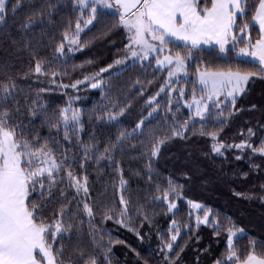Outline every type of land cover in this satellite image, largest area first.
<instances>
[{"label":"snow or ice","instance_id":"obj_1","mask_svg":"<svg viewBox=\"0 0 264 264\" xmlns=\"http://www.w3.org/2000/svg\"><path fill=\"white\" fill-rule=\"evenodd\" d=\"M70 2L78 15L67 19L61 16L59 20L64 0H45L40 7L29 4L26 17L19 21L21 34L11 39L17 52L27 53L26 70L13 73L7 60L0 62V264H112L113 246L123 241L114 240L112 232L103 227L109 221L135 232L143 241L144 235L132 225L129 213L134 210L137 217H142L141 226L143 222L150 224L152 217L143 204L134 207L131 200L130 181L117 160L128 149L138 151L144 161V169L135 175L147 184V196L153 204L164 205L173 217L181 200L189 207L187 224L173 218L167 233L157 232L163 264H181L182 228L189 235L202 225L210 226L217 238L224 233L225 251L212 264H264V240L249 238L246 247L238 248L237 241L248 235L243 227L227 215L225 225L213 208L187 199L184 185L172 177L158 183L153 167L167 142L187 140L189 133L197 135L193 132L197 123L198 135L213 141L211 151L215 156L226 159V153L233 150L240 153L235 156L237 161L246 155L249 161L256 157L264 161V122L247 127L246 134L241 129L239 142L233 139L228 143L222 138L229 122L245 111L237 102L246 95L249 82L264 80V0ZM24 7L21 0H16L11 14L15 16ZM8 16V0H0V24L6 26ZM97 25L103 36L113 31L124 34L123 54L105 67L64 84L62 76L66 73L53 68V63H67L69 53L89 47L92 40L81 36ZM37 26H41V36L51 31L50 45L30 34ZM48 46L54 54L51 60L41 54V48ZM206 51L214 53L216 59H227L235 53L239 63L227 68L212 66L202 55ZM92 63L87 60L80 67L83 70ZM242 64L252 67L244 68ZM137 66L141 74L152 69L153 78L142 80L136 76L130 84L125 81L127 94L118 90L119 94L113 96V85L106 81L119 79ZM190 70L193 75H189ZM162 72H167L163 83L144 101L151 109L147 117H141L130 131L122 129L115 135L109 132L101 140L103 129L121 123L120 117L132 110L134 97L144 98L156 79L155 73ZM49 74L50 83L58 89L79 93L83 85L85 89L99 90L101 100L88 115L91 125L99 122V129L87 132L85 109L75 106L80 95L69 97L64 107L50 111V105L41 102V93L52 89L39 88L33 94L30 86L29 90L22 86V81L33 75L39 79ZM161 94L166 97L164 119L169 123L163 131L146 132L145 121L158 115L161 108ZM182 109L187 115L177 118ZM255 109L252 104L251 110ZM208 125H213V130L205 131ZM137 136L142 139L137 140ZM137 144L142 150L137 149ZM93 165L98 172L101 165L115 168L119 176L118 187L113 185L119 193L116 204L105 202L100 194L93 195L88 172ZM250 167L259 171L264 164L253 162ZM242 175L247 178L248 173ZM186 178L190 180L191 176L186 174ZM234 194L251 198L242 192ZM196 239H200L199 234Z\"/></svg>","mask_w":264,"mask_h":264},{"label":"trees","instance_id":"obj_2","mask_svg":"<svg viewBox=\"0 0 264 264\" xmlns=\"http://www.w3.org/2000/svg\"><path fill=\"white\" fill-rule=\"evenodd\" d=\"M25 7L18 11L15 16L11 14V7L16 3V0H8L9 16L8 24H0V62L7 60L12 65L13 73H21L26 70L28 65V57L26 52H17L11 45V39L16 38L21 34L19 29V21L26 17L28 12V5L32 4L40 7L45 3V0H21ZM78 15V12L73 10L70 0H64L60 17L73 18ZM39 18H37L38 20ZM41 26H37L31 30V35L36 40H41L44 45H50L49 36L52 34L50 30L48 35L41 36ZM101 26L97 25L91 31L85 30L81 39L92 40V44L80 52L68 54L69 59L67 63L62 61H55L53 68L61 73H66L62 76L64 84H70L76 79L82 78L83 75L95 72L99 67H105L111 63L117 55H122V46L126 42V37L120 31H113L107 36L101 35ZM60 28H57L55 35L59 36ZM255 35V32L253 33ZM120 50V51H118ZM41 54L47 59L51 60L53 51L50 46L41 48ZM212 66H235L239 63L235 59V53H230L227 59H216L215 54H209L207 51L202 54ZM19 57V58H17ZM87 60L93 61L91 65H85L83 70L80 65ZM244 68H251V64H242ZM190 75L193 72L190 70ZM153 70L148 69L145 74L139 72V66L136 69H129L119 79L106 81L113 85V96L122 91L127 94L128 87L125 81L130 84L136 76H140L142 80H151L153 78ZM155 81L145 91L144 98L135 96L132 100V110L120 117L121 123L115 126H107L103 129L100 136L103 140L110 132L115 135L119 130H131L134 124L137 123L141 117H147L148 109L144 103L148 95H154L158 87L163 83L166 77V72L155 73ZM22 86L26 90H30L35 94L39 88H50L51 91L41 93V102L50 105V111H56L64 107L69 97L80 95L81 99L76 103L77 108L85 109V122L87 132L93 129H99L100 124L97 122L91 125L88 121V115L93 108L100 102L101 96L98 89H85L82 85L79 93L72 89H58L55 85L50 83V74L48 77L41 76L39 79L35 75L22 81ZM119 90V91H118ZM67 93V94H65ZM161 102V108L158 115L148 118L146 123L147 132L150 129H159L163 131L169 121L164 119V105L166 97L161 95L158 97ZM238 106L245 109L243 115H237L222 133V138L228 143H232L233 139L239 142V133L241 129L245 131L247 127H256L258 122H264V80L259 78L249 82L247 93L240 100ZM255 104L256 109L251 110V105ZM187 112L182 109L177 114L186 116ZM150 121V123H149ZM213 125H208L205 131L213 130ZM200 124L197 123L193 128V132L197 135L189 133V139L180 140L174 139L167 142L161 149V154L153 165L158 173L157 182L166 183L168 177H172L176 182L184 185V196L187 199H194L200 201L215 210V214L219 215L220 220L225 225L227 221L225 216H230L232 220L239 226L245 229L248 234L237 241V247L243 249L248 244L249 238L257 240H264V167L259 171L252 170L251 163L264 164L261 158L256 157L253 161H249L247 155L244 159L237 161L236 155L240 153L230 150L226 153V159L217 157L211 151L213 141L207 136L198 135ZM84 139L87 141L88 136ZM142 139L137 136V140ZM136 143V141H132ZM137 149L140 145L137 144ZM117 160L121 161V166L125 171V178L130 181L129 192L134 207L140 204L144 205V210L152 217V222H143L141 226L142 217H137L133 210L129 214L132 216V225L137 228L141 234L144 235V240L141 241L128 228L117 225L113 221H109L103 227L109 229L113 234V239H119L123 243L114 244L112 249V264H144L147 260L148 264H163V257L161 256L158 245L160 241L157 237V232L167 233L170 222L175 218L182 225L189 222L188 211L189 207L185 200H181L179 204V211L173 217L172 214L167 213L164 205H155L152 203L151 197L147 196V184L142 182L141 177L135 175L136 172L143 170L145 165L143 159L139 156L138 151L126 150L123 156H117ZM89 178L93 185V195L100 194L101 199L105 202L116 204L118 198V190L113 188L119 182V176L114 167L100 166V171L96 170V166L88 169ZM247 172L248 176L245 178L242 173ZM186 174L191 176V179L186 178ZM143 189V191H138ZM234 192H242L246 197H237ZM119 206V205H116ZM86 219V218H85ZM99 223V216L96 218ZM194 222V221H193ZM87 228V223H85ZM185 229L182 228V239L179 244L184 247V252L181 254V264H212L214 258L220 256L225 251V239L222 231L219 238L215 237L210 226L202 225L197 232L193 230L189 235H185ZM199 234L200 239L197 241L196 237ZM190 237V238H189ZM75 239V238H74ZM87 239V237H85ZM219 239V243L217 240ZM67 244L68 242L65 241ZM135 249V251H133ZM203 249H209L205 252ZM179 249H177L178 251ZM140 255L137 256L136 253ZM199 256V262H197Z\"/></svg>","mask_w":264,"mask_h":264},{"label":"rangeland","instance_id":"obj_3","mask_svg":"<svg viewBox=\"0 0 264 264\" xmlns=\"http://www.w3.org/2000/svg\"><path fill=\"white\" fill-rule=\"evenodd\" d=\"M69 54H73V53H69ZM190 75V74H189ZM166 76H167V72H166ZM161 95H163V94H161Z\"/></svg>","mask_w":264,"mask_h":264}]
</instances>
